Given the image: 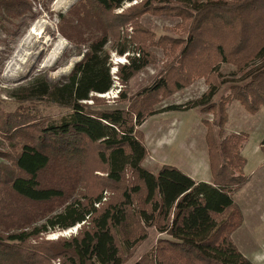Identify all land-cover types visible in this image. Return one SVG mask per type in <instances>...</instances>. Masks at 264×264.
I'll use <instances>...</instances> for the list:
<instances>
[{
  "label": "rangeland",
  "instance_id": "1",
  "mask_svg": "<svg viewBox=\"0 0 264 264\" xmlns=\"http://www.w3.org/2000/svg\"><path fill=\"white\" fill-rule=\"evenodd\" d=\"M81 1L0 0V195L3 197L2 204L5 203L4 226L11 227L14 223L10 230L13 232L30 230L67 203L77 201L83 204L93 202V206L100 209L106 204L118 202L124 190L131 192L130 188L137 185L141 190L132 193L125 222L113 232L120 248L121 264H214L196 261L180 251L172 243V237L160 229L163 220L158 213L148 222L144 220L139 211L150 212V206L144 202L142 184L130 170L123 173L119 182H111L106 177L105 164L97 158L96 144L84 142L78 149H73L76 155L71 163L60 162L58 166L57 160L40 173L39 179L43 183H55L60 179L67 186L62 199L33 204L12 194L4 181V176L9 178L21 174L14 165L21 145L25 142L37 144L41 126L67 112L49 100L34 98L27 88L36 79L50 83L62 81L81 58L84 45L73 43L63 34L59 21L60 14L70 11L74 23L78 18L82 19ZM140 3L141 0L125 2L102 17L97 14L92 17L91 11H97L89 10V16L81 20L82 29L87 31L84 36L96 25L114 27L109 32L110 41L106 45L114 82L108 91L92 94L97 98L95 103L92 99L86 100V103L93 109L122 107L133 123L139 120L135 125L136 135L146 150L142 166L154 174L162 165L168 164L195 181L210 182L207 143L212 136L218 165L225 164L228 167L225 173L235 176V180H244L237 188L232 179L230 186L233 188L234 204L224 213L215 215V219L217 222L227 221L225 227H229L236 225L240 215V225L236 229L235 226L228 229V235L252 264H264V144H261L264 139V106L251 113L238 100L226 102L230 84L247 82L248 72L254 73L259 63L253 62L243 69L221 63L219 68L217 66L219 76L211 73L210 77H196L179 89L168 83L165 89L144 93V88L167 74L168 67L177 65V57L187 43L193 20L178 15L179 9L175 7L181 5L175 1L166 4L154 2L151 4L153 9L148 11L144 6H139L138 10L134 8ZM160 6H170L175 10L169 13L168 7L158 9ZM120 13L126 15L116 17ZM143 38H146L143 50L147 52L148 64L134 72L124 84L118 79V69L128 62V55L133 53L138 56L139 53L131 50L128 55L127 52L118 54L112 45L119 39L140 42ZM117 59L120 62H116ZM210 79L217 88L216 93L210 102L202 104L201 101L200 105L192 107L193 101L201 100L202 95L208 92ZM122 92L125 99L120 97ZM170 105L181 108L157 111ZM135 113L141 114L140 119L136 120ZM220 118L222 121L217 125ZM237 154L245 159L240 173L234 170L240 163ZM97 197H100L99 201L95 200ZM27 216L32 222L26 223ZM82 225L81 222L77 230L56 228L40 233L36 238L31 237L27 245L38 246L41 252H46L49 246L40 241L70 237L77 234ZM50 264H58V259Z\"/></svg>",
  "mask_w": 264,
  "mask_h": 264
},
{
  "label": "trees",
  "instance_id": "2",
  "mask_svg": "<svg viewBox=\"0 0 264 264\" xmlns=\"http://www.w3.org/2000/svg\"><path fill=\"white\" fill-rule=\"evenodd\" d=\"M131 1L133 0H82V19L89 16V10L97 11H91L92 17L95 14L100 17L105 13L111 14L112 10ZM169 1L181 5L175 7L179 9L178 15L192 18V28L187 43L177 57V65L168 67L167 74L144 88L143 92L165 89L168 83L173 84L174 89H179L192 79L199 76L210 77L211 73L219 76L218 65L221 63L243 69L246 65L257 62L259 66L255 72L246 73L249 75L247 82L230 84L226 102L238 100L251 113L264 106V0H141L140 5L134 8L138 10L139 6H144L148 11L153 9L151 4L154 2L166 4ZM164 7H168L169 13L175 10L170 6H160L158 9ZM72 15L71 11L59 15L60 25L62 24L60 29L73 43L84 45L81 58L62 81L50 83L36 79L27 88L34 98L49 100L65 108L67 112L41 126L40 141L37 144L25 142L21 145L14 158L15 168L21 174L9 178L4 176L9 190L33 204L62 199L66 195L67 186L60 179L55 183H43L39 179L40 173L57 160L58 166L60 162L71 163L76 155L73 149H78L84 142L96 144V155L105 164L106 177L117 183L122 179L123 173L130 170L142 184L144 202L150 206V212L143 209L139 213L147 222L158 213L163 220L160 229L172 237V243L180 251L196 261L252 264L228 235V229L231 230L234 226L236 229L240 225L241 216L239 215L236 225L229 227H225L227 221L217 222L215 219V215L224 213L234 204L233 188L230 186L232 179V184L237 188L244 180H235V176L225 173L228 170L225 164H221V167L218 165V153L212 136L207 143L212 177L210 182L195 181L173 165H162L156 174L144 168L142 161L146 150L135 129L139 120L133 123L131 116L122 107L93 109L86 103L90 99L95 103L97 98L92 94L108 91L114 82L106 49L110 41L109 32L114 27L102 28L96 25L84 36L87 31L81 27V17L74 23L70 18ZM124 15L126 14L120 13L116 17ZM126 39H119L112 45L118 54L127 52L128 55L131 50L139 53L135 56L131 52L128 62L118 69V79L124 84L134 72L148 64L147 52L143 50L146 38L140 39V42ZM130 43L134 46H130ZM212 81H208L209 90L202 95L203 100L193 101L192 107L200 105L201 101L202 104L210 102L217 91ZM120 97L125 99L123 92ZM180 108L178 105H170L157 111ZM134 116L137 120L141 114L135 113ZM219 121L222 118L217 121V125ZM208 137L209 133L206 141ZM261 144H264V139ZM66 148L71 149L65 150ZM220 154L223 152L220 151ZM239 159L240 163L234 167L238 173L245 164L244 158ZM130 190L131 192L124 190L118 202L106 204L100 209L95 208L93 202L67 203L45 219L38 218L44 221L33 226L32 230L16 232L10 231L14 226L13 222L11 227L4 226L2 218L6 217L3 214L5 203L2 204L3 197L0 195V264H50L54 259H58V264H121L120 248L113 232L126 220V209L132 202V193L139 192L141 188L134 185ZM95 200L99 201L100 197ZM29 218L26 217V223L32 222ZM81 222L83 225L75 235L58 237L54 241L42 239L39 243L49 246L46 252H41L38 246L27 245L31 237L36 238L40 233L56 228L65 230Z\"/></svg>",
  "mask_w": 264,
  "mask_h": 264
},
{
  "label": "built area",
  "instance_id": "3",
  "mask_svg": "<svg viewBox=\"0 0 264 264\" xmlns=\"http://www.w3.org/2000/svg\"><path fill=\"white\" fill-rule=\"evenodd\" d=\"M98 205V204H97ZM96 205V206H97ZM80 226V223H77L75 226H73V227H71V228H68V229H73V230H77V227H79Z\"/></svg>",
  "mask_w": 264,
  "mask_h": 264
},
{
  "label": "bare ground",
  "instance_id": "4",
  "mask_svg": "<svg viewBox=\"0 0 264 264\" xmlns=\"http://www.w3.org/2000/svg\"><path fill=\"white\" fill-rule=\"evenodd\" d=\"M28 37H29V36H28ZM30 39H31V38H30ZM31 41H32V39H31ZM26 43H27V42H26ZM26 43H25V44H26ZM33 47H34V46H33ZM116 62H120V60H119V59H117V61H116ZM116 64H117V63H116Z\"/></svg>",
  "mask_w": 264,
  "mask_h": 264
},
{
  "label": "crops",
  "instance_id": "5",
  "mask_svg": "<svg viewBox=\"0 0 264 264\" xmlns=\"http://www.w3.org/2000/svg\"><path fill=\"white\" fill-rule=\"evenodd\" d=\"M191 177V176H190ZM192 178V177H191Z\"/></svg>",
  "mask_w": 264,
  "mask_h": 264
}]
</instances>
